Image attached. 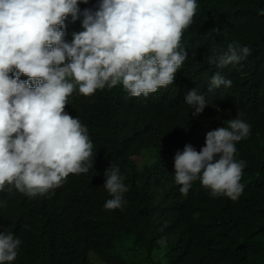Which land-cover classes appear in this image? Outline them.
<instances>
[{
  "label": "clouds",
  "instance_id": "1",
  "mask_svg": "<svg viewBox=\"0 0 264 264\" xmlns=\"http://www.w3.org/2000/svg\"><path fill=\"white\" fill-rule=\"evenodd\" d=\"M85 3L0 0V193L17 194L0 219V264L20 257L36 264L52 260L35 247L50 230L56 233L53 218L64 200L60 188L69 174L93 167L88 128L65 111L68 98L117 85L129 98L154 97L173 84L188 57L183 38L201 34L193 22L201 15L196 0H97L94 8L80 11L78 4ZM81 16L83 30L66 41L64 30ZM250 54L247 45L233 41L209 63L238 70ZM209 84L185 89L180 97L196 125L205 128L197 138L182 139L174 182L185 197L199 181L211 197L235 201L244 190L246 166L235 159L236 145L250 125L230 116L207 125L210 103L222 96L213 88H229L232 81L213 75ZM104 177L111 197L104 209H122L125 177L114 165ZM158 243L166 244V238Z\"/></svg>",
  "mask_w": 264,
  "mask_h": 264
},
{
  "label": "trees",
  "instance_id": "2",
  "mask_svg": "<svg viewBox=\"0 0 264 264\" xmlns=\"http://www.w3.org/2000/svg\"><path fill=\"white\" fill-rule=\"evenodd\" d=\"M197 38H183L188 57L173 84L150 98H129L118 85L85 97L74 92L65 111L88 128L93 167L69 174L62 184L64 200L50 230L35 250L52 254L43 264H264V0H196ZM97 0L79 5L94 8ZM78 18L66 28V41L82 31ZM233 41L251 54L238 70L209 63ZM213 75L231 79L229 88L208 107L207 125L239 117L250 133L237 142L235 159L246 161L233 201L211 197L199 181L187 196L174 182V156L182 139L197 138L205 127L180 100L185 89H205ZM227 126V125H226ZM132 155H141V163ZM117 166L128 191L122 209L105 210L110 195L104 172ZM0 193V219L16 200ZM166 238V244L158 241ZM22 242V240H20ZM14 264H36L22 257Z\"/></svg>",
  "mask_w": 264,
  "mask_h": 264
},
{
  "label": "rangeland",
  "instance_id": "3",
  "mask_svg": "<svg viewBox=\"0 0 264 264\" xmlns=\"http://www.w3.org/2000/svg\"><path fill=\"white\" fill-rule=\"evenodd\" d=\"M132 156H134V155H132ZM135 159H136V161L140 162L141 157L140 156H136ZM95 264H102V263H99V262L95 261ZM104 264H107V263H104Z\"/></svg>",
  "mask_w": 264,
  "mask_h": 264
}]
</instances>
